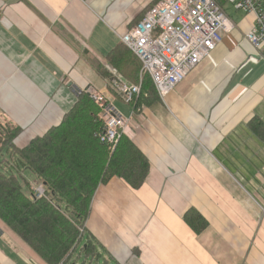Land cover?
Returning <instances> with one entry per match:
<instances>
[{
    "label": "crops",
    "instance_id": "1",
    "mask_svg": "<svg viewBox=\"0 0 264 264\" xmlns=\"http://www.w3.org/2000/svg\"><path fill=\"white\" fill-rule=\"evenodd\" d=\"M150 1L0 0V115L22 128L18 147L59 124L81 91L104 94L128 118L124 134L150 171L140 189L117 176L98 187L85 232L98 253L91 264H264V136L255 130L264 57L246 63L253 17L218 0L235 28L165 100L136 109L112 81H141L120 36ZM191 207L208 221L200 233L183 218ZM0 264L46 263L0 219Z\"/></svg>",
    "mask_w": 264,
    "mask_h": 264
},
{
    "label": "trees",
    "instance_id": "2",
    "mask_svg": "<svg viewBox=\"0 0 264 264\" xmlns=\"http://www.w3.org/2000/svg\"><path fill=\"white\" fill-rule=\"evenodd\" d=\"M158 1L151 0L130 25ZM122 46L129 50L125 44ZM133 63L138 67L133 80L139 82L142 65L134 54ZM94 66L105 74L100 64L94 62ZM156 99V87L151 77L144 74L141 93L133 101L135 108L141 101L149 104ZM99 111L93 97L81 91L59 124L21 147L15 139L22 128L0 115V219L46 264H71V254L78 247L86 258L97 259L93 241L82 245L85 233L80 228L86 232L98 187L117 176L133 189H140L148 177L150 161L133 139L122 134L113 146L101 139L104 123ZM255 130L264 136V122L259 121ZM26 171L43 183L44 196L32 195ZM24 182L31 192L24 191ZM183 218L196 233L208 226L207 219L195 207L189 208Z\"/></svg>",
    "mask_w": 264,
    "mask_h": 264
},
{
    "label": "built area",
    "instance_id": "3",
    "mask_svg": "<svg viewBox=\"0 0 264 264\" xmlns=\"http://www.w3.org/2000/svg\"><path fill=\"white\" fill-rule=\"evenodd\" d=\"M235 10L251 15L253 21L245 38L254 51L246 63H257L264 57V0H227ZM235 28V22L216 0H159L144 16L121 35V41L141 62V81L131 83L114 78L112 88L126 102L141 93L142 77L148 74L159 95L165 100L181 82L223 40V34ZM99 106L104 123L102 140L117 144L125 133L126 118L104 94L87 90ZM35 197L46 194L43 183L33 187ZM264 210V208H263ZM85 233L83 228H80Z\"/></svg>",
    "mask_w": 264,
    "mask_h": 264
},
{
    "label": "rangeland",
    "instance_id": "4",
    "mask_svg": "<svg viewBox=\"0 0 264 264\" xmlns=\"http://www.w3.org/2000/svg\"><path fill=\"white\" fill-rule=\"evenodd\" d=\"M125 103L127 105H131V104H129L126 101H125ZM26 175H27V179L30 182H34L35 181L34 176L29 171H26ZM23 186H24V191L25 192L31 191L30 187L26 184V182L23 183ZM83 244H85V240L82 241V245ZM72 259H73V262L75 264H87V263L89 264V262H90V259L88 260L89 262H87L85 256L83 254H80V248L79 247L73 252V258Z\"/></svg>",
    "mask_w": 264,
    "mask_h": 264
},
{
    "label": "bare ground",
    "instance_id": "5",
    "mask_svg": "<svg viewBox=\"0 0 264 264\" xmlns=\"http://www.w3.org/2000/svg\"><path fill=\"white\" fill-rule=\"evenodd\" d=\"M157 90V89H156ZM157 93H158V91H157ZM158 95H159V93H158ZM160 96V95H159ZM161 97V96H160ZM120 111V110H119ZM121 112V111H120ZM122 113V112H121ZM123 114V113H122ZM124 115V114H123ZM127 126H128V122H127ZM126 126V127H127ZM126 129V128H125ZM104 132V131H103ZM101 137H102V135H101ZM102 139V138H101Z\"/></svg>",
    "mask_w": 264,
    "mask_h": 264
},
{
    "label": "water",
    "instance_id": "6",
    "mask_svg": "<svg viewBox=\"0 0 264 264\" xmlns=\"http://www.w3.org/2000/svg\"><path fill=\"white\" fill-rule=\"evenodd\" d=\"M74 264V263H73ZM96 264H100L99 262H97Z\"/></svg>",
    "mask_w": 264,
    "mask_h": 264
}]
</instances>
